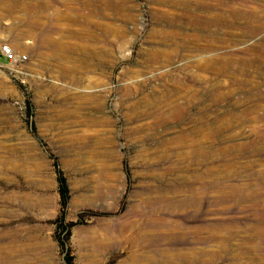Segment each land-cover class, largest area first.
<instances>
[{
	"label": "rangeland",
	"instance_id": "374dc122",
	"mask_svg": "<svg viewBox=\"0 0 264 264\" xmlns=\"http://www.w3.org/2000/svg\"><path fill=\"white\" fill-rule=\"evenodd\" d=\"M4 44L0 264H264V0H0Z\"/></svg>",
	"mask_w": 264,
	"mask_h": 264
},
{
	"label": "trees",
	"instance_id": "16d2710c",
	"mask_svg": "<svg viewBox=\"0 0 264 264\" xmlns=\"http://www.w3.org/2000/svg\"><path fill=\"white\" fill-rule=\"evenodd\" d=\"M56 174H57L56 179H57V184H58V193L60 196V204L65 206L67 203L68 197H69L66 180L60 170H56ZM55 222L58 223L57 227H58L59 232L66 231V234L69 232L70 225H67L66 223H64V221H62L61 218L56 219ZM64 238H66V235L64 236ZM57 241L59 245L63 248L64 247L63 240L58 238ZM65 261H66V264H73L71 257L68 254H66L65 256Z\"/></svg>",
	"mask_w": 264,
	"mask_h": 264
},
{
	"label": "built area",
	"instance_id": "2783aa9c",
	"mask_svg": "<svg viewBox=\"0 0 264 264\" xmlns=\"http://www.w3.org/2000/svg\"><path fill=\"white\" fill-rule=\"evenodd\" d=\"M0 51L3 55V57L9 59L12 62H25L27 60V55L22 54L20 56H17L14 54L12 47L9 44H4L0 46Z\"/></svg>",
	"mask_w": 264,
	"mask_h": 264
},
{
	"label": "bare ground",
	"instance_id": "6f19581e",
	"mask_svg": "<svg viewBox=\"0 0 264 264\" xmlns=\"http://www.w3.org/2000/svg\"><path fill=\"white\" fill-rule=\"evenodd\" d=\"M145 236H146V235H145ZM145 236H144V237H145ZM145 238H146V237H145ZM138 239H139V238H138ZM136 241H137V240H136ZM140 243H141V242H140ZM139 245H140V244H139ZM145 245H146V244H145ZM144 257H145V256H144Z\"/></svg>",
	"mask_w": 264,
	"mask_h": 264
}]
</instances>
